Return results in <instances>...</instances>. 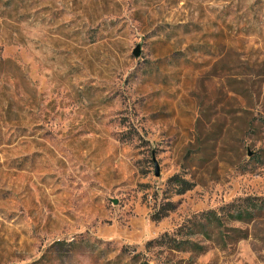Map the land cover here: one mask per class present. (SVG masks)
<instances>
[{
	"label": "rangeland",
	"instance_id": "1",
	"mask_svg": "<svg viewBox=\"0 0 264 264\" xmlns=\"http://www.w3.org/2000/svg\"><path fill=\"white\" fill-rule=\"evenodd\" d=\"M247 196L264 0H0V264H264V210L192 263L147 246Z\"/></svg>",
	"mask_w": 264,
	"mask_h": 264
},
{
	"label": "trees",
	"instance_id": "2",
	"mask_svg": "<svg viewBox=\"0 0 264 264\" xmlns=\"http://www.w3.org/2000/svg\"><path fill=\"white\" fill-rule=\"evenodd\" d=\"M169 180L175 184L176 194H183L194 186V183L177 175L172 176ZM173 208V202L163 203L154 214V219H161ZM263 210L264 199L261 197L247 196L232 200L217 208L207 209L193 215L173 232H165L160 237L148 241L147 246L156 245L164 247L169 252L187 253L189 254L188 261L192 263L196 255L207 250V241L224 246L228 240L232 239L235 242L247 238L249 236L247 229L228 227L226 224L230 222L253 223ZM228 232L234 233L235 236L230 237Z\"/></svg>",
	"mask_w": 264,
	"mask_h": 264
},
{
	"label": "water",
	"instance_id": "3",
	"mask_svg": "<svg viewBox=\"0 0 264 264\" xmlns=\"http://www.w3.org/2000/svg\"><path fill=\"white\" fill-rule=\"evenodd\" d=\"M133 54L134 55H138L139 54V44H137L135 46V48L133 49ZM154 166H155V174L157 175L158 174V168H157V162L154 160Z\"/></svg>",
	"mask_w": 264,
	"mask_h": 264
}]
</instances>
